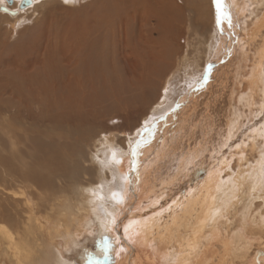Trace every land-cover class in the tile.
<instances>
[{
  "label": "bare ground",
  "instance_id": "1",
  "mask_svg": "<svg viewBox=\"0 0 264 264\" xmlns=\"http://www.w3.org/2000/svg\"><path fill=\"white\" fill-rule=\"evenodd\" d=\"M10 1L0 30L18 69L0 75V264H88L95 242L113 264H264V0H224L227 16L215 0H112L89 24L57 20L55 6L109 0ZM121 23L131 72L113 96L121 111L102 115L78 88L82 73L99 80L98 50Z\"/></svg>",
  "mask_w": 264,
  "mask_h": 264
},
{
  "label": "rangeland",
  "instance_id": "2",
  "mask_svg": "<svg viewBox=\"0 0 264 264\" xmlns=\"http://www.w3.org/2000/svg\"><path fill=\"white\" fill-rule=\"evenodd\" d=\"M114 1V3H116V4H114L113 5V3H110V2H113ZM109 0V1H107L106 3H103V5H100L99 3H101V2H97V4L96 3H93V6H86V9H83V10H78L79 11V13H78V11L76 10V11H74V10H62V9H60V8H62V6H59V7H57V6H55V9H54V13L56 14V19L58 20L59 19V21H60V19H61V22H64V19L65 20H68V21H70V22H72V23H76V22H79V21H81V20H83V23H88L89 24V22L90 21H92V14L94 13V8L93 7H97V6H100L101 7V9L103 8L104 10L106 9V8H108V9H112V10H106V11H113L114 9H117V8H128V7H130L131 5H134L135 3L133 2V1H135V2H138V5H139V7H141V6H144V7H149V6H151L152 4H151V2L149 1V0H120V1H115V0ZM149 1V2H148ZM109 3V4H108ZM102 4V3H101ZM106 4H108V5H106ZM50 5V4H49ZM47 6V5H42L39 9H38V13H39V17L37 18V21H40L41 20V18H42V20H43V18H44V12L47 10L46 8H50V7H52V5H50V6ZM96 5V6H95ZM111 5H113V6H116V8L115 7H113V6H111ZM109 6V7H108ZM111 6V7H110ZM105 7V8H104ZM114 9H113V8ZM44 9H46L45 11H44ZM57 9V10H56ZM57 11V12H56ZM125 12V10L123 11V13ZM140 10L139 11H137V6H134L133 8H130V9H128L125 13H128L130 16H131V18H132V20L133 21H135L137 18H141L139 15H140ZM133 13V14H132ZM64 18V19H63ZM91 24V23H90ZM122 24V25H121ZM121 24H118L117 26H118V29L116 28V30L118 31V33H116L117 31L115 30V31H113V32H109V34H111V35H107V38H106V42H105V44H109L108 46L106 45L105 46V44L103 43L102 44V41L100 40V45L102 44L103 45V47H104V49H103V47L102 48H100L101 50L103 49V51H100V50H98L99 52H98V54L100 55L101 53V56H99V60H98V62L100 63H102V65L103 66H100L101 64H99V67H100V70L102 71V73H101V71L98 73L100 76L98 77V79L99 80H95V83L93 82V81H90L89 79H87L86 77H87V74L88 73H82V76H81V78H82V85H80V87L78 88L79 89V91L81 92V90H82V93H81V95H82V98H83V102H85L84 104H85V106L87 105H90L91 104V101H94V99H95V97H100V98H98V99H95V102L97 103L96 104V107H98L99 109H100V114H106L107 112H113V111H117V110H119V106H121V107H123V105L121 104V101L119 102V101H116L115 99H117L118 97H114L113 98V96L115 95H117V94H120V85H119V82L118 81H120V80H122V78L123 79H125V78H127L128 76H129V74H130V72H131V70H129V69H131V65L129 64V67H128V63H129V58H130V56H129V53H127L128 52V48H127V44L125 43L126 42V39H127V37H126V27L123 25L124 23H121ZM119 25H120V27H119ZM116 27V26H115ZM122 27V28H121ZM4 28V27H3ZM3 28L0 30V75H2V74H8V75H11L12 76V73L14 74L15 73V71H17L16 69H18L16 66H17V64H16V62H15V59H14V52L13 51H11L12 49H11V46H12V43H13V38L14 37H8L7 35H2V32H3ZM30 30L31 29H29V30H26V31H24V32H22V33H20L19 34V36H18V40L17 41H19V39L20 40H22V39H25V38H27L26 36H28L29 34H30ZM121 30V31H120ZM104 31V29L102 28V26L100 27V29H99V32H103ZM120 31V32H119ZM107 32V31H106ZM114 33V34H113ZM118 35H116V34ZM120 33V34H119ZM96 35H98V32H93V33H88V37H87V39L85 40V43L86 42H88L90 39H92L94 36H96ZM116 35V36H115ZM120 35H122V36H120ZM108 36H110V37H108ZM5 37H7L6 39L8 40V38H9V40L8 41H6V39H5ZM114 37V38H113ZM22 38V39H21ZM110 38H112V39H114L113 41H115V42H111L112 41V39H110ZM117 38H119L118 40H117ZM5 39V40H4ZM110 39V41H108ZM123 39V40H122ZM117 40V41H116ZM121 40V41H120ZM3 41V42H2ZM5 41V42H4ZM15 41H16V39H15ZM124 42V44H123V42ZM112 43V45L110 46V44ZM117 42L119 43V46H117L118 44H117ZM7 43V44H6ZM9 44H11V45H9ZM117 44V45H116ZM122 44H123V47H122ZM117 46V47H115V46ZM110 48V50L112 49V51H108V49H106V48ZM116 48V49H115ZM121 50H120V49ZM124 48H125V50H124ZM85 48H83V52L85 51L84 50ZM118 49V50H117ZM126 52V55H125V53L124 52ZM83 52H82V55H81V58H83V56H84V54H88V53H85L84 52V54H83ZM107 52V54H108V57H105L107 54H105ZM115 52V53H114ZM11 53V54H10ZM112 53V54H111ZM121 53H122V55H121ZM111 55V56H110ZM120 55V56H119ZM103 56V57H102ZM110 56V57H109ZM124 56V57H123ZM126 56V57H125ZM100 57H102V58H100ZM119 58V60L118 59H114V58ZM110 60H109V59ZM124 60H123V59ZM12 59H13V61H12ZM101 60V61H100ZM116 60V61H115ZM127 60V61H126ZM111 61V62H110ZM121 63H120V62ZM11 62V63H10ZM75 64H74V63ZM110 62V63H109ZM115 62H117L118 63V65H117V63H115ZM11 64L12 65V63H14L12 66L11 65H9V64ZM78 63V62H77ZM76 62H75V60L74 59H72V61H71V66H73V65H76L77 64ZM109 63V64H108ZM122 63H123V65H122ZM125 63V64H124ZM73 64V65H72ZM107 64H108V66H107ZM114 64H116V65H114ZM127 64V65H126ZM8 65V66H7ZM109 65H110V67H109ZM117 66V67H116ZM127 66V67H126ZM8 67H10L9 69H8ZM14 67V68H13ZM105 67V68H104ZM106 67L108 68V69H106ZM112 67H114V69L112 68ZM120 67V68H119ZM71 68V67H70ZM11 69H13V70H15V71H12ZM112 71V69L113 70H117V72H111L110 70ZM120 71H119V70ZM122 69H126V70H122ZM6 70V71H5ZM104 70V71H103ZM129 70V71H128ZM12 71V72H11ZM107 71H109V72H107ZM122 71H123V74H120V72L122 73ZM125 71H127V72H125ZM6 72V73H5ZM8 72H10V73H8ZM107 74H106V73ZM111 72V73H110ZM119 72V73H118ZM129 72V73H128ZM17 73V72H16ZM114 73H115V75H114ZM102 74H104L105 75V79H103V76H102ZM109 74H112V75H109ZM117 74V75H116ZM124 75V76H123ZM128 75V76H127ZM86 76V77H85ZM102 76V77H101ZM117 76H118V78H117ZM126 76V77H125ZM115 77V78H114ZM105 80V81H103V80ZM116 79V82H118V84L116 83V82H114V80ZM120 79V80H119ZM101 80V81H100ZM112 80V81H111ZM126 80V79H125ZM97 81V82H96ZM106 81H108V82H111V83H109L108 84V82L107 83H105L106 84V86H104L105 84H104V82H106ZM89 84H88V83ZM92 82V83H91ZM102 84V86H99V84L100 83ZM86 83H87V85H86ZM116 83V84H115ZM95 84V86H93ZM104 84V85H103ZM112 84V85H111ZM0 85H1V87H2V85H3V82H0ZM108 85V86H107ZM88 86H90L89 88H88ZM94 88H93V87ZM112 87L113 89H115L114 91H112V88H110V87ZM86 88V89H83V88ZM97 87V88H96ZM82 88V89H81ZM91 88V89H90ZM93 88V89H92ZM102 88V89H101ZM104 88V89H103ZM109 90H107V89ZM118 89V90H117ZM10 90V89H9ZM9 90L8 89H6L5 91H7V93H3V91H4V88H0V91H2V93L3 94H1L0 93V95L1 96H3L4 98H8L9 97ZM94 90V91H93ZM98 90V91H97ZM101 90H102V92H101ZM105 90L107 91L106 93H105ZM93 91V92H92ZM118 91H119V93H118ZM96 92V93H95ZM104 92V93H103ZM117 92V93H116ZM92 93V94H91ZM93 93H95V96L93 95ZM101 95H100V94ZM108 93V94H107ZM115 93V94H114ZM86 94H87V97H86ZM104 94V95H103ZM105 94H107L106 96H105ZM90 96V97H89ZM92 96H94V97H92ZM103 96H105L106 98L105 99H103L104 97ZM88 98V99H87ZM94 98V99H93ZM102 98V99H101ZM103 100V101H102ZM113 102H112V101ZM101 101V102H100ZM94 102V103H95ZM104 102V103H103ZM119 102V103H118ZM120 104V105H119ZM102 106V107H101ZM91 107H86V108H83L82 110H86V109H90ZM119 111H121V110H119ZM152 111V110H151ZM95 113H97V112H95ZM99 113V112H98ZM114 123H116V121L114 122ZM110 124V123H109ZM236 170V169H235ZM97 239V238H96ZM98 242H95V244L93 243V247H95L96 249H98V251H100L102 254H106L108 251H110V249H109V246H107V244L106 243H103V245L102 244H99V247H98ZM95 245V246H94ZM91 247V246H90ZM90 247H89V249H87L88 250V252H91V253H93L96 249L95 248H91V250H90ZM94 258H92L93 260H90L89 262L90 263H88V264H101L100 262V260H101V257H99L98 258V256H93Z\"/></svg>",
  "mask_w": 264,
  "mask_h": 264
},
{
  "label": "snow or ice",
  "instance_id": "3",
  "mask_svg": "<svg viewBox=\"0 0 264 264\" xmlns=\"http://www.w3.org/2000/svg\"><path fill=\"white\" fill-rule=\"evenodd\" d=\"M65 2L67 3L68 0H65ZM215 4H216V9H217V14H218V16H219V15H224V16H227V15H228V14L225 12V10H224V0H215ZM113 158L115 159V153H113ZM117 162H118V161H117ZM112 198H113V199L116 201V203H118V204L123 202L122 197H121L120 194L117 193V192H113V193H112ZM133 223H137V222H136V221H133ZM111 224H112L113 226H115V224H116V220H115V218H113V219L111 220ZM129 227H130V225L127 226V227H125V229H124L125 233L128 232Z\"/></svg>",
  "mask_w": 264,
  "mask_h": 264
},
{
  "label": "crops",
  "instance_id": "4",
  "mask_svg": "<svg viewBox=\"0 0 264 264\" xmlns=\"http://www.w3.org/2000/svg\"><path fill=\"white\" fill-rule=\"evenodd\" d=\"M108 254L110 255V257L111 258H109V264H113L114 263V259H115V255L111 252V251H108ZM105 255V254H104ZM103 255H102V253H101V255L99 256V257H102ZM108 256V255H107ZM98 257V258H99Z\"/></svg>",
  "mask_w": 264,
  "mask_h": 264
},
{
  "label": "water",
  "instance_id": "5",
  "mask_svg": "<svg viewBox=\"0 0 264 264\" xmlns=\"http://www.w3.org/2000/svg\"><path fill=\"white\" fill-rule=\"evenodd\" d=\"M8 2H11V1L8 0ZM29 3H30V0H24V1L21 2L20 6H26Z\"/></svg>",
  "mask_w": 264,
  "mask_h": 264
}]
</instances>
